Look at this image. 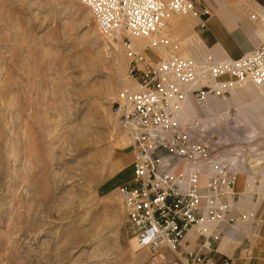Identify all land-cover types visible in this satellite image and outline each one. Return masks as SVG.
<instances>
[{"label":"rangeland","instance_id":"374dc122","mask_svg":"<svg viewBox=\"0 0 264 264\" xmlns=\"http://www.w3.org/2000/svg\"><path fill=\"white\" fill-rule=\"evenodd\" d=\"M185 16L194 17H171ZM168 30L191 55L183 44L187 31ZM114 43L81 0H0V264H151L156 257L133 250L116 191L133 169L116 173L118 158L123 167L131 161V141L111 102L119 90L139 86L129 77L126 48ZM244 87L249 97L259 94L255 86ZM195 108L207 117L205 108ZM218 110L217 124L201 122L195 133L244 178L252 172L245 158L264 156V125L236 103ZM236 183L237 202L243 193ZM244 197L262 204L229 217L243 221L246 214L250 222L264 207V189Z\"/></svg>","mask_w":264,"mask_h":264},{"label":"built area","instance_id":"2783aa9c","mask_svg":"<svg viewBox=\"0 0 264 264\" xmlns=\"http://www.w3.org/2000/svg\"><path fill=\"white\" fill-rule=\"evenodd\" d=\"M93 15L100 33L122 44L131 57L129 77L139 86L124 88L112 98L111 106L119 124L131 132L132 182L116 187L126 222L140 249L153 255L152 264H230L227 259L211 263L198 253L185 250V236L199 221H216L213 236L222 222L237 224L233 212L235 183L239 172L221 151L195 133L201 121L182 127L181 106L191 101L204 108L211 99H227L245 84L264 85V32L260 43L238 58L218 59L208 50L192 56L164 28L172 15L195 13L197 25L207 27L212 8L195 0H81ZM258 19L264 28V9ZM147 44L141 49L140 41ZM150 49V58L143 50ZM141 65V66H140ZM201 126V130H202ZM223 155V156H222ZM246 214H242L245 221ZM235 222V223H234ZM168 261V262H167Z\"/></svg>","mask_w":264,"mask_h":264},{"label":"crops","instance_id":"0c3cea01","mask_svg":"<svg viewBox=\"0 0 264 264\" xmlns=\"http://www.w3.org/2000/svg\"><path fill=\"white\" fill-rule=\"evenodd\" d=\"M195 1L212 8L211 16H201V18L207 19V27L205 29H200L198 33L195 30V27L200 23V17L195 13H192L194 16L192 20L186 16L182 19L178 17H169L164 26V28L168 29L173 25L177 28H184L187 31V36H185L186 39H184L183 44L188 48L192 56L197 55L201 51L208 50L207 47H209L219 58H238L244 53L251 51L260 43L264 28L260 23L257 24V19H252L251 14L247 13L246 10L252 7V9L254 8L257 10V14H259L261 9H264V0H249L252 4L245 3L244 6L241 5L239 0ZM188 31H192L191 36H188ZM146 43V40H142L140 41V46L143 47ZM247 85L254 86L250 83ZM244 86L241 87L242 89L239 88L233 92V100L226 101L223 104H215V102L220 99H211L208 105L204 107L206 112H208L206 114L207 117L202 116L191 101L181 106V114L192 119L197 117L203 123L210 121L212 125H214L218 122L216 118H219V114H214V112L216 113L219 111L218 109L220 107L228 111L231 105L236 103L241 113H247V117L255 116L264 125V96L261 94V90L262 88L264 90V86H255L259 91V94L255 97H249L248 94H245L246 89ZM241 91L243 94H239ZM247 99L250 102L240 103L247 101ZM256 101L261 103L258 107L254 105ZM241 106H243L244 109L243 107L241 109ZM227 111L224 114L222 113L221 116H226ZM126 154L131 156V161L127 166L123 167V156L118 158L116 173L125 171L124 169L127 167L128 169H133V155L130 150ZM245 160L250 164L252 172L244 176L247 182H245L246 180L243 181L244 178L242 175L237 176L236 189L239 192L242 191L243 197L237 202L233 210H242L245 207L253 208L261 203L260 200L258 202H247L244 196L258 191L260 192L264 189V182L262 181L264 179V156L252 157L248 155V158H245ZM257 161L261 162L260 166L255 165ZM120 164L122 167H120ZM255 177L259 179V182H256L251 189L247 188V183ZM131 182L132 179L124 183L129 184ZM203 227L199 229L201 230ZM211 227L214 226L211 225ZM199 229L193 227L187 233L186 238H184L182 246L185 250L188 249L198 253L205 261L210 259V262L214 263L227 259L230 264H264V207L258 214V218L250 222H247V220L241 221L238 224L222 222L212 232L214 234H219L220 237L218 240H215L213 236L207 237L198 235ZM181 261L184 264L191 263V260L184 251L181 255Z\"/></svg>","mask_w":264,"mask_h":264},{"label":"bare ground","instance_id":"6f19581e","mask_svg":"<svg viewBox=\"0 0 264 264\" xmlns=\"http://www.w3.org/2000/svg\"><path fill=\"white\" fill-rule=\"evenodd\" d=\"M91 11V10H90ZM92 13V12H91ZM166 20L167 19H165V23H166ZM165 23H164V26H165ZM263 34V33H262ZM116 46H118V47H120V45L119 44H116V43H114ZM147 44V43H146ZM145 44V45H146ZM145 46H143V47H141V49H143ZM136 83V82H135ZM254 86H256V85H254ZM261 86V85H260ZM264 86V85H263ZM256 87H259V86H256ZM232 95H233V93H232ZM207 105H208V103H207ZM206 105V106H207ZM181 110V109H180ZM182 117V120H183V125H187V124H189V123H191V122H197L196 121V119H192V118H189V117H187V116H181ZM183 127V126H182ZM184 127H186V126H184ZM183 127V128H184ZM126 133H127V135L129 136V138H130V141L132 142L133 141V137H132V134H131V132H127L126 131ZM131 144V143H130ZM255 165L256 166H260L261 165V162L260 161H257L256 163H255ZM256 180H259L257 177H255L253 180L251 179V181L249 182V183H247V188H252L253 186H254V184L256 183V182H258V181H256ZM263 182H264V179L262 180ZM238 202V201H237ZM237 202H236V200L235 201H231V206H232V210L236 207V204H237ZM216 224V221H213L212 219H210V218H204V219H201L200 221H199V223H198V225H195L194 227H197L198 229L199 228H201V227H203V225H204V227L200 230V231H198V232H201V231H206V232H209V230H211L212 228H214V227H211V225H215ZM207 226H209V227H207ZM191 230V229H190ZM189 230V231H190ZM185 238H186V236H185ZM130 243H131V245H132V248H133V250L134 251H139V250H141L140 248H139V246H138V244H137V242H136V239L133 237L131 240H130ZM171 256H172V254H170ZM152 264V263H151Z\"/></svg>","mask_w":264,"mask_h":264}]
</instances>
